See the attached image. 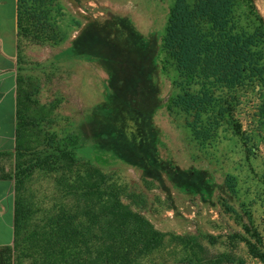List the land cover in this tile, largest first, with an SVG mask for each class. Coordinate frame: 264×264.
<instances>
[{
	"label": "rangeland",
	"instance_id": "1",
	"mask_svg": "<svg viewBox=\"0 0 264 264\" xmlns=\"http://www.w3.org/2000/svg\"><path fill=\"white\" fill-rule=\"evenodd\" d=\"M233 3L234 28L252 33L262 26L261 0ZM25 5L39 17L44 13L54 33L46 32L53 44L42 45L31 27L30 34L18 36L17 93L31 123L24 130L28 151L18 163L29 164L45 149L51 133L44 126L51 121L57 139L77 136V159L116 181L124 203L163 234L161 246L140 264L184 263L192 250L177 237L193 239L211 255L233 244L246 264H260L231 237L243 235V224L250 222L264 245V80L234 90L200 77L192 86L195 93L211 97L212 106L229 101L234 109L231 118L212 111L205 119L190 118L173 105L181 77L162 48L173 0H27ZM94 22L105 28L89 29ZM263 46L258 49L264 58ZM14 199L24 220L8 247V264L83 262L88 251L95 254L91 226L87 246L61 239L64 256L48 242L57 241L55 222L74 219L77 206L54 172L35 169Z\"/></svg>",
	"mask_w": 264,
	"mask_h": 264
},
{
	"label": "trees",
	"instance_id": "2",
	"mask_svg": "<svg viewBox=\"0 0 264 264\" xmlns=\"http://www.w3.org/2000/svg\"><path fill=\"white\" fill-rule=\"evenodd\" d=\"M26 1L17 0L18 36L21 33L30 34L28 28L31 27L36 44L48 42L53 44L52 36L48 38L46 36V32L54 33L50 21L44 17V13L39 17L36 10L27 9ZM173 1L174 6L169 12L162 45L168 58L175 62L181 77L179 94L173 105L194 119H205L210 111L216 112L220 118L230 117L234 104L227 101L212 106L213 99L207 94L200 96L195 93L192 86L200 77L212 79L234 90L254 80L258 82L264 80V58L262 51L258 49L264 45V17L262 26L250 33L234 28L233 0ZM94 23L97 25H92L89 29L105 28L99 26L98 22ZM119 28L121 30L125 28V36L128 35V29L123 24ZM23 111L22 103L17 97L15 132L17 163L12 176L14 191L22 189L25 179L37 168L54 172L59 186L66 194L74 197L77 206L75 223L71 217H68V220L66 217L56 221L54 237L57 241L50 238L48 242H53L54 247H60L59 252L64 256L61 239L87 246L89 243L87 227L91 226L92 244L96 246L95 254L88 251V257L83 262L79 260L58 262L53 259L47 264H140L141 257L158 249L162 244L163 234L154 230L140 213L124 203L123 189L120 185L89 161L82 162L77 159L76 151L81 147L77 136H69L65 141L57 139L54 129L50 130L53 123L48 121L44 127H47L51 135L45 149L38 153L31 164L18 163L28 151L24 130L31 125ZM100 125L105 126L106 123ZM232 127L235 135L240 137V126L234 124ZM14 205L13 241L17 225L24 220L23 207L17 200ZM242 230L243 235L236 234L231 239L236 244H243L250 257L264 264V245L261 236L250 222L243 224ZM176 239L192 250V257L181 264H246L245 260L234 252L233 244H230L233 250L211 255L189 237ZM7 250L8 248L0 249V264H8Z\"/></svg>",
	"mask_w": 264,
	"mask_h": 264
},
{
	"label": "crops",
	"instance_id": "3",
	"mask_svg": "<svg viewBox=\"0 0 264 264\" xmlns=\"http://www.w3.org/2000/svg\"><path fill=\"white\" fill-rule=\"evenodd\" d=\"M17 20V0H0V249L10 247L14 239L11 169L16 152Z\"/></svg>",
	"mask_w": 264,
	"mask_h": 264
},
{
	"label": "water",
	"instance_id": "4",
	"mask_svg": "<svg viewBox=\"0 0 264 264\" xmlns=\"http://www.w3.org/2000/svg\"><path fill=\"white\" fill-rule=\"evenodd\" d=\"M262 1V5H263V8H264V0H261Z\"/></svg>",
	"mask_w": 264,
	"mask_h": 264
}]
</instances>
